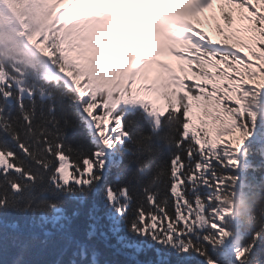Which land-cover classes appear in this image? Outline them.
Instances as JSON below:
<instances>
[{
  "label": "snow or ice",
  "instance_id": "snow-or-ice-1",
  "mask_svg": "<svg viewBox=\"0 0 264 264\" xmlns=\"http://www.w3.org/2000/svg\"><path fill=\"white\" fill-rule=\"evenodd\" d=\"M90 3L91 0H72L63 15L74 21L85 20L92 14ZM196 3L199 15L179 38L171 55L179 64L171 63L158 82L127 73L116 79L95 81L81 75V67L70 62L71 78H65L63 87L71 93V104L78 106L90 125L97 143L90 156L66 149L55 131L41 130L34 137L32 118L27 115L21 117V128L5 111L13 99V87L16 107L21 111L25 94L31 100L36 92L44 97L45 90L37 85L27 87L24 79L0 80V189L7 190L0 193V209L19 208L17 194L26 193L23 210L43 216L60 211L61 201L49 196H83L85 190L103 179L100 173L104 170L105 150L123 147L128 138L124 118L135 115L128 106L140 105L151 124V135L142 139L150 145L155 137L174 151L166 164L156 166L139 198L131 196L127 187H105L104 199L109 209L133 237L128 241L120 236L118 242L136 256L154 253L155 259L148 264H183L192 257L198 258V264L200 260L203 264H219L214 257L234 236L227 226V217L218 218L216 200L218 192L234 187L239 179L227 171L240 167L239 153L233 145L242 147L241 141L258 139V127L264 129V123L258 126V121L242 114L230 98L245 77L264 76V0ZM206 11L212 12L205 19L215 21V33L221 39H213L195 26ZM67 40L66 56L71 61V33ZM259 91L264 93V87ZM147 94H155L156 100L144 98ZM47 97L63 106V93L57 97L49 91ZM194 107L197 124H193ZM49 111H55V104ZM51 122L55 127V121ZM128 123L135 121L130 119ZM144 151L152 154L150 146ZM148 168L149 162L145 161L137 172ZM236 227L237 231L244 228ZM87 235L91 239L95 229ZM262 236L264 229L258 225L248 244L233 247L234 264H264V247L257 249L256 243ZM78 255L81 261L96 264V253H89L86 242L79 245Z\"/></svg>",
  "mask_w": 264,
  "mask_h": 264
},
{
  "label": "trees",
  "instance_id": "trees-1",
  "mask_svg": "<svg viewBox=\"0 0 264 264\" xmlns=\"http://www.w3.org/2000/svg\"><path fill=\"white\" fill-rule=\"evenodd\" d=\"M213 24L215 25V21ZM0 66L4 67L11 78L24 79L27 87L37 85L45 90V94L51 91L56 93L57 97L60 93L64 94L63 106L58 100H50L47 96L40 99L39 92L31 100L29 97H23L21 111L16 107V89H13V99L5 111L16 119L21 128L24 126L21 117L27 115L32 118L34 137L39 135L41 130L55 131L60 134V142L66 149L72 148L86 156H90L96 150L97 143L88 121L79 112L78 106L71 104V93L66 92L63 85L45 86L36 77L37 71L26 66L24 62L15 63L13 57L6 59L2 51ZM248 93L249 91H234L232 99L238 101L239 111L242 114L246 113L251 119V114H248L247 107L243 104L244 101L249 103ZM53 104L55 111L50 112L49 107ZM130 119L135 123L129 125ZM259 119L258 115L253 118L258 121V126L263 123ZM53 120L55 127L51 122ZM123 125L128 134L123 147L117 145L112 150H105L104 170L100 173L103 179L91 189L85 190L83 196L75 198L49 196V199L61 201L60 211L48 212L43 216L40 212L23 210L26 193L17 194L16 198L21 205L19 208L0 209V264H72L73 261L74 264H88L87 260L81 261L78 255L79 245L85 242L88 244L89 253L93 251L96 253V264H148L150 259H155L152 252L136 256L131 249L123 247L118 242L120 236L126 237L128 241H132L133 237L127 233L123 225L117 223L118 218L111 212L104 199V189L107 186L115 189L127 187L131 196L139 198L141 189L148 184L156 171V166L166 164L174 148L155 137L150 145L144 141L142 139L144 136L151 135V128L147 127L138 112H135L134 116H126ZM263 133L264 129L258 127L257 136H262ZM146 146L151 147V155L144 151ZM263 147L264 144L255 149H262L264 154ZM257 153L252 149L245 153L246 166L241 183L247 185L243 187L247 193L240 201L241 205H238L240 208L238 219L244 226L241 229L240 246L252 240V233L257 231L258 225L264 229V161H257ZM145 161L149 162V168L143 173H138V166ZM6 192V188L0 189V193ZM93 229L95 235L89 239L87 234ZM256 243L257 249L264 247V236Z\"/></svg>",
  "mask_w": 264,
  "mask_h": 264
},
{
  "label": "rangeland",
  "instance_id": "rangeland-1",
  "mask_svg": "<svg viewBox=\"0 0 264 264\" xmlns=\"http://www.w3.org/2000/svg\"><path fill=\"white\" fill-rule=\"evenodd\" d=\"M48 7V5H43L45 10H47ZM167 14L169 22L172 23L166 32L168 37L179 38L181 34H183L187 28L192 25L187 13V15L185 14V22H174L170 13ZM186 22L189 26L186 25ZM181 31L183 33H179ZM123 32L125 38L121 37V33ZM69 33H71V43L74 52V56L71 61L68 59L69 62L78 64L81 67V75H87L90 79L95 81H108L116 79L126 73L131 75L135 62L144 59L143 56L145 55V52L148 51L146 47H148L150 40V35L147 31H145V25L137 20L132 23L129 29L125 30L123 27L120 32L114 31L113 29L107 27L106 24L97 21L86 23L76 22L68 28L65 38L60 41L65 55L68 47L67 37ZM125 58L129 61H125ZM46 62L49 61L46 60ZM60 73L62 74L64 80L66 77L71 78V73L69 72ZM142 73L144 75H141ZM132 75L137 79H140L141 77L142 80L148 82H158V80H156L155 73H149V76L147 77L145 76L147 75L145 69L142 68L136 69ZM189 78L191 77L189 76ZM241 85L249 91L247 99L249 103L244 101L243 104L246 105L248 114H251V120L258 115L260 118L259 121L262 120L264 123V93L259 91L262 87H264V76L257 75L252 79L245 77L244 80L241 81ZM144 98L156 100L155 94H147ZM128 108H137L144 111L143 107L140 105H129ZM196 113L197 110H193V118ZM145 114L149 117L146 112ZM193 124H197V121L196 123L193 122ZM262 137L264 138V135ZM257 142V138H254L252 140L241 141L240 144L242 147L233 145V147L237 148V152L239 153L240 167L237 170L229 169L227 171L231 176L239 177V179L235 183L234 187L229 186L226 191L218 192L216 196L219 208L218 218L223 219V217H227V226L233 231V238H237L235 240L236 243H231L228 247L226 244L224 248L218 250L214 259H218L220 264H234L232 248L239 246L237 242L238 240L240 242L242 238L241 230L237 231L236 225H241L237 218L240 213L238 205L247 193V191L240 186L241 180L243 179L242 174H244L246 166L244 165L246 163L244 156L248 147ZM261 142L263 143L264 141ZM262 143H259L257 146L260 147ZM188 262H190V264H198V258L193 259L192 257L190 260L185 259L183 261L184 264H187ZM199 264H203V261L200 260Z\"/></svg>",
  "mask_w": 264,
  "mask_h": 264
},
{
  "label": "bare ground",
  "instance_id": "bare-ground-1",
  "mask_svg": "<svg viewBox=\"0 0 264 264\" xmlns=\"http://www.w3.org/2000/svg\"><path fill=\"white\" fill-rule=\"evenodd\" d=\"M129 4H130V3H129ZM236 239H237V238L234 237V238L232 239V241H230L229 243H227L226 246L228 247L229 245H231V243H236V241H235ZM237 244L240 245L239 240H238Z\"/></svg>",
  "mask_w": 264,
  "mask_h": 264
}]
</instances>
